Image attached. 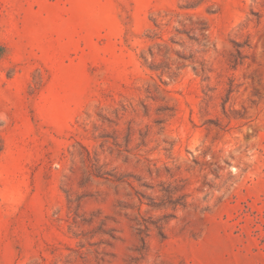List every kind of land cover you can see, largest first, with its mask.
I'll return each instance as SVG.
<instances>
[{
	"label": "rangeland",
	"instance_id": "374dc122",
	"mask_svg": "<svg viewBox=\"0 0 264 264\" xmlns=\"http://www.w3.org/2000/svg\"><path fill=\"white\" fill-rule=\"evenodd\" d=\"M0 264H264V0H0Z\"/></svg>",
	"mask_w": 264,
	"mask_h": 264
}]
</instances>
